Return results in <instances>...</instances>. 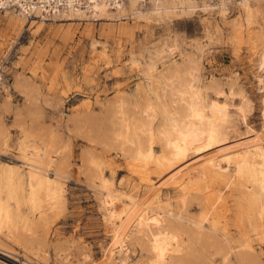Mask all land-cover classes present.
<instances>
[{
  "label": "rangeland",
  "instance_id": "1",
  "mask_svg": "<svg viewBox=\"0 0 264 264\" xmlns=\"http://www.w3.org/2000/svg\"><path fill=\"white\" fill-rule=\"evenodd\" d=\"M123 1L127 6L124 14L110 11L98 17L88 18L75 15L73 17L68 13L54 17L53 11L52 16L46 18L31 12L26 18L19 19V9L12 8L6 2L0 5V106L2 107L5 100L3 85L10 88V106L22 108L25 98L23 93L14 87L15 80L21 78L29 80L31 84L33 82L37 89L38 107L44 114L43 123L51 129L54 128L52 130L55 133L58 131L56 134L63 140L61 144L69 147L71 164L70 173L67 171V174L62 175L65 184V209L57 215L51 225L52 230L47 237L51 246L45 260L39 259L33 252L26 251L21 243L8 242V239L1 238L7 243L4 246L0 244L1 264H59L60 258H57L54 252L57 244L63 252L67 250L61 252L63 257L70 253V264H122L118 256L111 254L114 249V233L113 228L108 227L104 219L106 207L98 198L100 190L89 182L84 171V159L85 156L88 157L86 152H90L98 164L103 165L104 176L111 180L114 189L129 194L146 206L161 204L165 205L163 207L167 211L185 214L182 203L180 205V199L184 195L181 191L158 184L157 176L153 174L151 179L154 184L142 182L126 168V161L117 151L109 152L96 142L84 138L77 132L74 123L78 117L92 116L93 123L111 135L113 125L108 116L120 100L144 107L146 99L152 97V86L165 93L166 88L156 82L151 84V80L139 72L133 61L142 65L150 63L149 59L155 58V52L167 44L180 46L172 52L173 57L167 58L168 64L176 62L175 65L179 64L184 68L187 61V67L192 66V63L194 68L200 66L197 72L204 84L217 79L220 84L234 86L237 93L232 102L234 105L230 106V112L239 134L248 128L252 132V139L255 141L253 143L262 141L264 145V92L257 80L261 76L264 31L255 30L257 37L254 43L244 40L238 44L233 34L236 25L243 20V0H226L225 5L221 4L220 0H182L184 3L181 0H166L169 8H162L160 12L164 13L160 16L152 0H143L135 12L128 7V0ZM251 2L254 8H259L255 28L264 27V0ZM170 4H174L172 8ZM152 8L156 11L151 10ZM201 47L204 50L202 55L197 52ZM99 51H103L102 55ZM104 53L106 55L103 57ZM158 67L162 69L161 62ZM242 91L251 100L253 109L248 119L242 118L243 122L233 108L242 104ZM209 95L211 99H216L214 92L210 91ZM88 101L92 102L90 107L86 106ZM221 101L226 102V99ZM0 109L3 122L5 121L9 129L11 127V149L8 153H0V161L10 165H22L15 148L19 135L18 127L14 124L13 111H4V107ZM101 122L103 125H100ZM229 147L230 151H234L233 146ZM243 149L245 148H242V151L246 152V149ZM186 167L192 175L185 176L183 181L193 187L211 186L214 193L221 194L218 197L224 202L218 201L214 208V214L217 212L218 220L222 221L216 234L224 240L229 251L232 249L231 260L235 261L234 251L241 249L246 241H250L249 244L252 243L251 247L254 248L252 250L264 264V228H261L263 233L255 231V226L260 227L262 223L256 219L257 215L254 217L255 222L249 212L252 208L251 198L241 193L243 184L236 182L233 189L225 187L233 170L226 177L216 176L209 172L215 171L214 169L208 168L198 159L188 160ZM134 201L132 203L136 204ZM189 205L190 209L186 211H189L193 218H199L202 213L201 206L196 202ZM23 210L25 211L26 207L23 206ZM134 250L136 252L131 255L132 261L128 264H142V259L147 258V252L139 246H135ZM86 255L90 256L88 262H85Z\"/></svg>",
  "mask_w": 264,
  "mask_h": 264
},
{
  "label": "bare ground",
  "instance_id": "2",
  "mask_svg": "<svg viewBox=\"0 0 264 264\" xmlns=\"http://www.w3.org/2000/svg\"><path fill=\"white\" fill-rule=\"evenodd\" d=\"M4 2L14 9H19L17 10L19 19L26 18L31 12L44 18L52 16L53 11L54 17L68 13L72 16L88 18L98 17L110 11L123 12V14L127 11L123 0H0V5ZM128 2V7L135 12L143 0H128ZM152 2L159 10L157 13L159 16L164 13L160 12L161 9L169 6L166 0H152ZM220 2L225 5L226 0ZM173 5L170 7L172 8ZM241 6L244 11L243 20L236 25V28L233 26L235 28L233 35L238 40V44L244 40L254 43L257 37L255 30L264 31V27L257 29L254 26L257 25L259 8H254L251 0H243ZM167 11L168 9L165 13ZM179 47L177 44L173 46L167 44L162 49L158 47L160 50L155 52V58L149 59L150 63L144 65L133 61L139 72L149 81L151 80V84L156 82L164 86L166 92L153 86L149 87L152 97L146 99L144 107L130 105L120 100L108 116L113 125L111 135L102 127L96 126L92 116L78 117L74 120L79 134L109 152L117 151L126 161V168L139 180L152 185L153 174L157 176L158 184H164L166 188L184 194L180 199L182 202H179L180 205L182 203L185 214L167 211L163 207L165 205L161 204L146 206L129 194L114 189L111 180L104 176L103 165L98 164L90 152H86L88 157L85 156L84 159L86 167L84 171L89 182L99 188L98 198L106 207L105 222L108 227L113 228L114 249L111 248V254L118 256L122 264H128L132 261L131 255L136 252L135 246H139L147 252V258L142 259V264H263L252 250L254 249L251 247L252 243L249 244L250 241L245 242V240L243 247L234 251L235 261L231 260L232 249L229 251L224 240L216 234L222 221L218 220L217 212L214 214V208L217 202L222 200L218 197L221 194L214 193L212 187L207 184V186L193 187L183 181L185 176L192 175L186 167L188 160L192 159H198L208 168L214 169L215 171L209 172L216 176L226 177L233 170L225 187L233 189L236 182L243 184L241 193L251 198L250 208H252L249 212L253 219L257 215L256 219L262 223L260 227L255 226V231L261 233V228H264V145L262 141L253 143L255 141L248 128L239 134L240 131L238 132L230 112L232 109L230 106L234 105L232 102L237 93L233 85L225 86L218 83L217 79H210L208 84H204L197 72L200 66L194 68L192 63V66L187 67V61L184 68L179 64L175 65L176 62L168 64L167 58L173 57L172 52ZM197 50L201 55L203 54L202 47ZM262 50L261 76L257 80L264 92V46ZM105 55L106 53L103 57ZM159 62L162 65L161 70L160 66L158 67ZM3 87L5 100L2 107L4 111H13L14 124L18 127L19 135L15 148L22 165H10L0 161V244L3 246L7 244L1 238L8 239V242L21 243L26 251L33 252L39 259L45 260L49 252L48 248L51 246V242H47L52 230L51 225L57 215L65 209V184L62 175L70 171V151L67 145L61 144L63 140L61 141L60 135L56 134L58 131L55 133L52 130L54 128L51 129L43 123L44 114L38 107L39 99L33 82L31 84L29 80L21 78L15 80L14 87L20 90L25 98L22 108L10 106L12 98L10 88L6 85ZM210 91L215 93L216 99L209 97ZM240 95L242 104L233 108L236 109L237 115H240L239 119L246 120L245 118H249L252 103L243 91ZM223 98L226 102L221 101ZM91 103L88 101L86 106L90 107ZM243 119L240 121L243 122ZM4 122L0 115V153L2 154L8 153L11 149V127L8 125L9 129ZM230 145L234 147V151L229 150ZM242 148H245L246 152L242 151ZM133 200L137 203H132ZM194 202L202 209L200 217L196 219L186 211L190 209L189 204ZM166 204L168 206V203ZM23 206L26 207L25 211H22ZM219 215L221 216L222 213ZM240 224L239 226L243 225ZM54 252L55 256L60 258L59 264L71 263L70 253L63 257V253L67 250L63 252L58 244L54 247ZM89 257L85 256V262L89 261ZM92 264L96 263L92 262Z\"/></svg>",
  "mask_w": 264,
  "mask_h": 264
}]
</instances>
